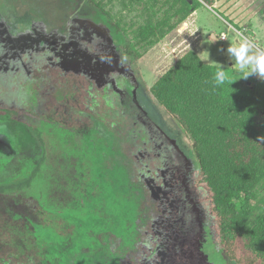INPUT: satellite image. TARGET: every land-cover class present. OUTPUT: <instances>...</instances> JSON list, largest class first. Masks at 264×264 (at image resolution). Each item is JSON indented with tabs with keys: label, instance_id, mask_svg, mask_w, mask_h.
Returning <instances> with one entry per match:
<instances>
[{
	"label": "rangeland",
	"instance_id": "obj_1",
	"mask_svg": "<svg viewBox=\"0 0 264 264\" xmlns=\"http://www.w3.org/2000/svg\"><path fill=\"white\" fill-rule=\"evenodd\" d=\"M65 1L79 29L70 36L78 40L72 46L93 52L97 70H108L112 80L97 77L84 62V74L77 68L44 64L31 83L22 67L16 79L21 92L11 80L4 84L7 93L29 98L22 102L37 119L28 120L41 128L49 153L42 170L44 203L36 189L0 196V264H140L147 257L154 264L155 257L167 259L171 252L194 253L199 225H193L192 210L185 207H190L192 195L198 202L201 195L211 194L201 182L190 139L151 88L197 48L207 63L238 68L236 76L244 86L256 85L257 94L264 93V80L254 82V74L244 78L245 72L227 54L229 41L221 39L230 34L225 18L235 26L248 18L241 32L264 47V0H243L228 12L219 6L202 7L194 31L190 26L195 21H188L192 14H187L182 0H96L119 30L98 24L99 16L86 0ZM13 10L9 0H0V55L7 53V58L13 41L25 44L32 21L30 14L16 16ZM253 29L255 37L249 32ZM126 43L132 54L126 53ZM19 129L21 134L11 137L25 159L13 173L27 174V164L40 158L43 145L28 128ZM0 131L8 128L2 125ZM181 170L188 187L174 184ZM7 174L1 171L0 180ZM254 204L252 221L264 208V187H258ZM201 207V249L210 259L217 258L210 264H235L222 261L220 245L211 234V201ZM90 220L98 225L84 232ZM72 232L79 238L74 240ZM108 239L133 241L114 257L107 248L112 251L119 243L105 245Z\"/></svg>",
	"mask_w": 264,
	"mask_h": 264
},
{
	"label": "trees",
	"instance_id": "obj_2",
	"mask_svg": "<svg viewBox=\"0 0 264 264\" xmlns=\"http://www.w3.org/2000/svg\"><path fill=\"white\" fill-rule=\"evenodd\" d=\"M9 1L16 16L30 14L32 21L29 25L30 36L23 41L25 44L13 41L16 44L9 57L7 53L0 55V82L3 85L0 89V119L12 121H4L3 124L0 121V126L5 125L10 133L18 135L21 134L19 126H25L32 137L43 145V152L35 163L27 164L25 171H30L27 174L13 173V169L25 159L15 143L14 146L19 150L16 156L6 158L0 155V172L8 171L6 178L0 180V196H15L36 189L40 203H44L46 187L43 185L42 170L47 161L49 142L39 125L28 120L37 119L35 113L27 111L22 102H29V98L24 100L16 94L7 93L4 84L11 80L16 86L14 88L21 92L16 79L22 67L30 75L31 83L37 68L41 69L44 64H61L66 68H77L79 73L84 74V62H87L90 66L88 71L93 70L90 72L97 77L102 76L107 80L112 78L108 70H97L95 62L98 59L93 52L83 47L76 50L72 46L78 40L70 36L79 29L65 0ZM216 1L182 0L188 15L202 7L214 8ZM86 4L99 16V20L96 19L98 24L104 23L109 28L119 30L111 14L99 2L86 0ZM28 43L35 45V48L27 46ZM125 51L132 54L127 43ZM9 59L12 60L10 66ZM23 59L27 61L25 65L22 64ZM217 68H222L230 79V83L221 88L212 85V75ZM255 88L256 85L252 89L244 86L234 68L209 64L193 50L178 60L151 88L159 104L190 139L192 151L199 163L201 182L211 194L209 198L201 195L202 199L198 202L192 195L190 207H185L192 210L190 219H194L193 225H199L194 253L192 249H183L178 254L171 252L167 259L155 257L154 264H210L208 256L199 247L205 222L201 215L204 208L200 206L207 199L212 204L211 234L218 241L225 261L264 264V208L255 221L251 220L258 187H264V93L257 94ZM184 174L181 170L173 180L179 188L188 187ZM186 213L189 212L186 210ZM67 219L73 220L70 217ZM97 222L90 220L89 224H84V232L95 229ZM72 234L75 235L74 240L79 238V234ZM110 241L108 239L105 245ZM132 241H120L121 244L112 241L119 245L115 248L112 246V251L110 246L107 249L115 257L116 251L131 246ZM148 260L147 257L140 264H149Z\"/></svg>",
	"mask_w": 264,
	"mask_h": 264
},
{
	"label": "clouds",
	"instance_id": "obj_3",
	"mask_svg": "<svg viewBox=\"0 0 264 264\" xmlns=\"http://www.w3.org/2000/svg\"><path fill=\"white\" fill-rule=\"evenodd\" d=\"M230 34L225 36L229 41L227 54L239 66L241 71L245 72V77L256 75L264 79V47H257L249 37L242 32L229 26ZM230 83L229 76L222 68L212 75V85L214 88H221Z\"/></svg>",
	"mask_w": 264,
	"mask_h": 264
},
{
	"label": "crops",
	"instance_id": "obj_4",
	"mask_svg": "<svg viewBox=\"0 0 264 264\" xmlns=\"http://www.w3.org/2000/svg\"><path fill=\"white\" fill-rule=\"evenodd\" d=\"M243 0H217L216 1V5L214 6V8L216 7H222V8H225L226 11H230L231 9H233V7H235V5L239 4L240 2H242ZM207 8H213L211 6H206ZM213 8V9H214ZM197 11L193 12L192 15L189 17V22L191 21H195L193 26H190V29L192 28V30L194 31L195 27L198 28V20H197ZM233 15V13L230 14L229 18L231 19V16ZM252 16V15H251ZM254 17H256L254 15ZM247 19V20H246ZM245 20H243L240 24H236L237 26H235L232 22L228 21L226 18L225 20L230 24L231 27L233 28H236L237 30H239L241 32L242 30V27L246 24V21H248V18H246ZM196 23V24H195ZM192 24V23H191ZM250 33H252L253 37L256 36V32L254 31V29L252 31H249ZM221 39H222V36H221ZM197 48H193L192 50L197 52L199 54V56L202 58V56L200 55V53L196 50ZM203 59V58H202ZM204 60V59H203ZM205 61V60H204ZM206 62V61H205ZM234 69H236V73L237 74H240L239 73V69L234 67ZM253 80L254 82H257V80H261L259 77H257L256 75L253 77Z\"/></svg>",
	"mask_w": 264,
	"mask_h": 264
},
{
	"label": "water",
	"instance_id": "obj_5",
	"mask_svg": "<svg viewBox=\"0 0 264 264\" xmlns=\"http://www.w3.org/2000/svg\"><path fill=\"white\" fill-rule=\"evenodd\" d=\"M19 150L14 146V140L9 132L0 131V155L12 158L18 154Z\"/></svg>",
	"mask_w": 264,
	"mask_h": 264
},
{
	"label": "flooded vegetation",
	"instance_id": "obj_6",
	"mask_svg": "<svg viewBox=\"0 0 264 264\" xmlns=\"http://www.w3.org/2000/svg\"><path fill=\"white\" fill-rule=\"evenodd\" d=\"M6 131H7V130H6ZM8 132H9V131H8ZM9 134L11 135L10 132H9ZM201 239H202V238H201ZM201 239L199 240V247H200V248H202V240H201ZM202 251L206 252V251L203 250V249H202ZM222 256H223V255H222ZM210 258H211V256L208 255V261H209V262H212V260L217 261V258H216V260L214 259L215 257H214L213 259H210ZM222 258H223V257H222ZM222 261H225L224 258H223ZM222 261H221V262H222Z\"/></svg>",
	"mask_w": 264,
	"mask_h": 264
},
{
	"label": "built area",
	"instance_id": "obj_7",
	"mask_svg": "<svg viewBox=\"0 0 264 264\" xmlns=\"http://www.w3.org/2000/svg\"><path fill=\"white\" fill-rule=\"evenodd\" d=\"M225 36H226L225 34H222V39H225Z\"/></svg>",
	"mask_w": 264,
	"mask_h": 264
}]
</instances>
